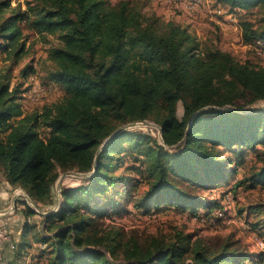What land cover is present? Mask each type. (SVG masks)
Here are the masks:
<instances>
[{"label":"trees","instance_id":"trees-1","mask_svg":"<svg viewBox=\"0 0 264 264\" xmlns=\"http://www.w3.org/2000/svg\"><path fill=\"white\" fill-rule=\"evenodd\" d=\"M10 1L0 0V39L19 56L25 47L21 20L45 41L47 34L54 35L46 76L64 95L23 113L16 86L10 88L8 73L0 72V171L44 212L54 206L60 172L89 173L77 185L62 186L53 212L15 205L24 217V233L31 230L28 217L48 222L51 234L33 239L50 242L46 264H246L256 259L229 241L211 246L181 230L141 242L119 227H103L99 219L122 207L114 203L111 189L122 181L114 173L120 158L113 152L124 140L144 156L147 188L135 202L144 215L165 205L207 217L222 206L221 197L233 185L264 184V67L239 62L218 47L203 48L186 26L146 15L129 0H29L25 9ZM217 1L230 9L264 6V0ZM241 37L245 43H264V25L243 21ZM143 119L160 126L162 143L131 127L107 140ZM41 129L47 130L45 137ZM235 145V159L223 156ZM244 145L257 157L246 176L220 189V198L193 192L190 184L209 190L228 185L226 177L242 162ZM19 244L25 247L24 241ZM3 260L17 264V257Z\"/></svg>","mask_w":264,"mask_h":264},{"label":"rangeland","instance_id":"rangeland-1","mask_svg":"<svg viewBox=\"0 0 264 264\" xmlns=\"http://www.w3.org/2000/svg\"><path fill=\"white\" fill-rule=\"evenodd\" d=\"M27 1L29 0H11L10 5L25 9ZM107 1L110 4H116L120 0ZM129 1L132 5L139 7L142 13L146 15H154L165 21L173 20L182 26H186L196 36L203 48L218 47L231 53L239 62H249L252 65L264 67V43L260 41L253 44L245 43L241 37V23L243 21H250L255 27L264 25L263 5L251 6L248 9H230L228 5L217 0ZM20 25L25 38L24 51L19 56H13L6 48L5 42L0 39V72L8 73L10 88L16 86L23 113H29L41 110L46 103L61 100L64 90L58 83L49 80L46 76L49 66V61L46 59L47 49L52 44L57 43L55 36L47 34V41H45L40 34L30 29L24 20L20 21ZM24 66H27L25 75L22 74ZM256 105L262 106L263 104L256 103ZM180 112L181 105L177 104V113L180 114ZM135 122L138 124L131 126L132 129H140L150 133L158 142L162 143L160 126L154 120L143 119ZM40 132L44 137L47 134L46 129H41ZM258 148H261V145ZM234 149L237 150L236 145L231 149H226L223 156L235 159L236 156L232 151ZM243 152L242 162L235 167L233 174L226 177L229 178L228 185L224 186V184L218 189L209 190V187L190 184L193 192L203 195L207 199L220 198L222 196L219 193L220 189H230L233 182L236 179L237 182L246 176L256 162L257 157L254 150L244 145ZM113 153L120 158L117 160L114 173L120 175L122 181L117 184L116 189H111V196L114 203H121L122 207L120 212L112 210L107 212L108 215L99 219L103 227H119L126 237L134 236L141 242L159 235L169 238L176 230L190 234L192 238L202 237L211 246L229 241L235 247L245 249L257 256L256 259L252 258V262L246 264H264V251H261L257 245L259 238L264 241V184L249 185L247 182H243L237 186L233 185L229 191L234 195V202L231 205L234 222L218 229L210 228L207 224L201 223L189 211H178V209L167 208L165 205L158 209L153 208L152 214L147 216L148 214L144 215L135 207V202L147 188L148 180L146 167L142 162L144 156L140 148H135L129 141L124 140L121 142V148ZM228 167L234 168V163ZM66 172H60L55 179L53 197L57 202H54V206L47 212H53L58 207L62 186L77 185L80 183L78 178H86V176L76 175L78 171L75 170ZM183 183L186 184L187 181ZM14 188L11 189L9 198L15 191L19 203L24 206L25 204L31 206L25 197L27 194L25 190L19 187ZM2 191L3 188L0 186V192ZM30 200L35 204L31 198ZM12 201L14 202V200ZM5 205L3 209L0 208V210L2 209L0 212L5 213L3 216L14 214L15 208L12 209L11 203L8 202ZM31 221V224L26 225L28 229H31L27 232L28 240L31 241L35 237L40 238L41 235L49 236L51 234L46 228L48 222H43L40 216L31 217ZM14 225H18L19 228L13 232L7 231V234L11 241L18 246L11 251L6 244L3 248L2 258L13 260L17 257V264H23L30 256L28 258L29 264H36L35 262L46 264V259L49 258L51 251L50 242L46 245L41 242L31 243L27 250L18 243L20 241L19 234L15 233L23 226L21 227L19 222L14 223ZM10 263L12 262L10 261Z\"/></svg>","mask_w":264,"mask_h":264},{"label":"built area","instance_id":"built-area-1","mask_svg":"<svg viewBox=\"0 0 264 264\" xmlns=\"http://www.w3.org/2000/svg\"><path fill=\"white\" fill-rule=\"evenodd\" d=\"M230 191H226L223 196L221 197V205L222 206H216L213 207L210 215L207 217H200L198 220L203 223L207 224L210 228L218 229L224 226H227L234 222V215L232 213L231 205L234 202V195ZM12 209L15 208L14 202H12ZM36 210V209H35ZM15 211V209L13 210ZM37 211V210H36ZM38 212V211H37ZM5 213L0 212V217L3 216ZM151 214H148L147 216H150ZM196 218V217H195ZM28 222L31 221L30 218H27ZM7 230L3 223L0 221V264H5L2 258V252L3 248L6 244H8L9 248L11 250L15 249V243H13L10 239V237L7 234ZM257 245L259 246L260 250L264 251V241L259 238L257 241ZM30 258V257H29ZM33 260V258H31ZM38 264V262H35ZM31 264V263H30Z\"/></svg>","mask_w":264,"mask_h":264},{"label":"crops","instance_id":"crops-1","mask_svg":"<svg viewBox=\"0 0 264 264\" xmlns=\"http://www.w3.org/2000/svg\"><path fill=\"white\" fill-rule=\"evenodd\" d=\"M0 186H2V188H3V191L0 192V208L3 209L4 205L8 204V202H10L12 204V202H13L12 200H14L16 208H18V209H21V208L24 209L25 208L22 203H19V198L16 196L17 193H15V191H13L12 195L9 198L8 195H9L11 189L14 188V186L9 184V182L5 179V177H4V175H3V173L1 171H0ZM18 213H20V211L19 212L14 211V214H12V215L0 217V221L3 223V225L5 226V228H6V230L8 232L9 231L13 232L14 230L19 228L18 225H14V223L19 222L21 227L24 225V217H23L22 213H20V215H18ZM28 218H30V217H28ZM29 222H32V221H29ZM15 233L19 234L18 237H19L20 241L18 243H21V242L24 241L25 242V247L24 248L27 249V250H28L29 245H31V243L37 242V241H34V240H31V241L28 240V238H27V234L28 233L27 232L24 233V229L23 228H21L20 230H17ZM43 244L46 245V243H43ZM29 257H27V260H26L25 264H29V262H28V258Z\"/></svg>","mask_w":264,"mask_h":264},{"label":"water","instance_id":"water-1","mask_svg":"<svg viewBox=\"0 0 264 264\" xmlns=\"http://www.w3.org/2000/svg\"><path fill=\"white\" fill-rule=\"evenodd\" d=\"M136 124H138V122H132V123H129V124H126V125H124V126H122V127H120L119 129H117L113 134H111L108 138H107V140L110 138V137H112V135H114L115 133H117L118 131H120V130H122V129H124V128H127V127H131V126H135ZM106 140V141H107ZM98 152H99V149L97 150V152H96V156H97V154H98ZM96 156H95V160H96ZM66 173H70V172H66ZM89 173H85V172H78V173H76V175H79V176H87ZM25 197H26V199H27V201L29 202V204H31V206L34 208V209H36L39 213H42V214H47L48 212H44V211H42V210H40L31 200H30V198H29V196L26 194L25 195ZM56 202H57V200H56Z\"/></svg>","mask_w":264,"mask_h":264}]
</instances>
